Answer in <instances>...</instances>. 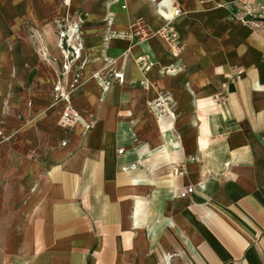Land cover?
<instances>
[{
    "label": "crops",
    "instance_id": "obj_1",
    "mask_svg": "<svg viewBox=\"0 0 264 264\" xmlns=\"http://www.w3.org/2000/svg\"><path fill=\"white\" fill-rule=\"evenodd\" d=\"M167 5L175 48L152 0H71L68 66L58 0H0V264H264V0Z\"/></svg>",
    "mask_w": 264,
    "mask_h": 264
},
{
    "label": "built area",
    "instance_id": "obj_2",
    "mask_svg": "<svg viewBox=\"0 0 264 264\" xmlns=\"http://www.w3.org/2000/svg\"><path fill=\"white\" fill-rule=\"evenodd\" d=\"M60 6L66 10V14L61 18L54 19V28L56 32V46L60 52L64 55L67 65H72L75 61L81 60L83 53V33H82V21L83 15L77 10H71V0H58ZM155 3V6L158 12L165 17V24L160 29V33L164 35L170 43L171 48H175L177 37L174 31L171 28V23L174 18L182 13L179 7L167 8L168 0H152ZM163 9H168L165 14ZM250 12L254 10L252 6H249L248 9ZM38 30L33 28L31 29V34L34 39L39 43V50L43 56L47 55L45 46L40 42L41 40L37 37ZM112 62V60H110ZM95 75L99 81L100 86L103 90H107L114 80L118 82L125 81L124 67L115 68L110 67L109 73L107 76H100L98 71L95 72ZM55 89L58 90L57 97L58 100L63 101V107L61 115L59 118V125L63 128L70 129L76 122L81 120V114L79 110L72 105L71 99L69 97V92L64 90L59 85H56ZM170 98L169 93H161L158 98L150 101V105L156 109L158 115L162 113H171V105L167 102ZM83 129L86 131L91 125V121L82 122ZM119 149V151H121ZM132 166H134L132 164ZM192 190V186L187 185L179 191V195L184 196Z\"/></svg>",
    "mask_w": 264,
    "mask_h": 264
}]
</instances>
